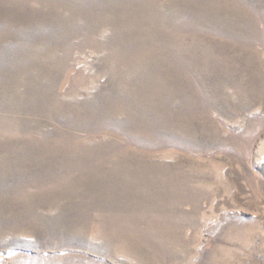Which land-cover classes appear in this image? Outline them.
Listing matches in <instances>:
<instances>
[{"label": "rangeland", "instance_id": "1", "mask_svg": "<svg viewBox=\"0 0 264 264\" xmlns=\"http://www.w3.org/2000/svg\"><path fill=\"white\" fill-rule=\"evenodd\" d=\"M0 264H264V0H0Z\"/></svg>", "mask_w": 264, "mask_h": 264}, {"label": "bare ground", "instance_id": "2", "mask_svg": "<svg viewBox=\"0 0 264 264\" xmlns=\"http://www.w3.org/2000/svg\"><path fill=\"white\" fill-rule=\"evenodd\" d=\"M68 184V183H67Z\"/></svg>", "mask_w": 264, "mask_h": 264}]
</instances>
